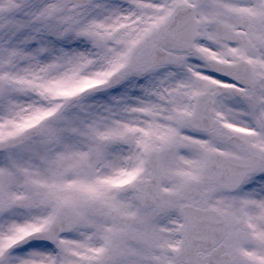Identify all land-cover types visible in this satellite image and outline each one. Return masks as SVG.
I'll return each instance as SVG.
<instances>
[{
    "label": "snow or ice",
    "instance_id": "1",
    "mask_svg": "<svg viewBox=\"0 0 264 264\" xmlns=\"http://www.w3.org/2000/svg\"><path fill=\"white\" fill-rule=\"evenodd\" d=\"M0 264H264V0H0Z\"/></svg>",
    "mask_w": 264,
    "mask_h": 264
}]
</instances>
